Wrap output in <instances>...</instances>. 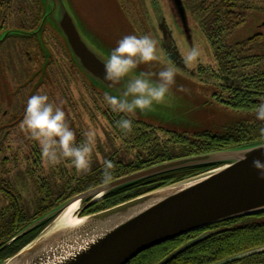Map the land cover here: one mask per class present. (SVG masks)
Returning <instances> with one entry per match:
<instances>
[{
    "label": "rangeland",
    "instance_id": "374dc122",
    "mask_svg": "<svg viewBox=\"0 0 264 264\" xmlns=\"http://www.w3.org/2000/svg\"><path fill=\"white\" fill-rule=\"evenodd\" d=\"M184 1L188 33L172 0L67 1L84 37L105 61L124 36L149 35L157 42L159 60L147 65L141 64L132 75H139L142 71L150 72L153 73L151 79L156 80L155 74L165 66L175 67L177 76L169 94L170 103L154 105L151 111L143 113L137 111L134 115H128L113 112L104 97L108 92L113 96L122 95L126 86L122 90H110L97 83L95 87L73 65L72 59L70 65L66 61L64 64L62 46L66 43L50 24H46L43 33L47 49L53 55L49 67L43 64L39 47L35 49L27 39H23L22 46H18V38L12 37L0 46V161L4 157L7 159L4 171L9 175L0 177H12L14 185L11 189L22 195L30 214L36 213L39 208L40 193L45 194L51 190L59 198L57 202L54 201L56 208L69 195L71 197L68 199L76 196L72 194L79 189V183L87 185L99 181L102 171H105V161H111L115 174H119L120 170L138 168L162 158L188 155L197 144L204 142V137L198 133L224 134L227 130L232 133L247 124L259 127L255 112L236 111L220 101L228 98L229 86L243 84L246 76L255 73V69L239 70L238 75L220 73L218 44L205 33L202 21L213 11L209 6L222 0H206L202 11L200 7L205 0ZM235 2L240 14V1ZM245 2H248L245 22L242 25L234 22L230 29L224 31L223 37L226 44L236 46L260 34L259 43L263 44L264 53V0ZM32 4L33 10L30 11ZM42 5L46 6V0H13L12 4L5 0V4L2 3L3 12H0V39L5 38L7 30L24 28V22H20L17 13L22 10L29 15L34 10L39 11V7L42 12ZM235 20L239 18L235 17ZM227 31L231 34L229 37L225 35ZM248 47L244 51L246 56L261 50L257 42ZM192 48L199 50L200 58L189 67L184 63V57ZM42 70L44 73L47 71V76L36 93L33 92V85L27 84L31 81L37 83ZM35 94L47 95L51 103L65 112L66 122L76 134L77 144L85 140L89 130L95 133L88 171L78 172L66 160L50 165L43 157L41 171L37 175L48 179L51 175L58 177L49 185L45 184L48 186L33 184L28 165L35 154L32 145L35 140L21 127V122L26 101ZM20 99L23 102L19 106ZM126 115L133 125L132 131L127 134L116 126V122ZM36 147L41 150L37 142ZM63 165L67 167L70 184L62 179ZM8 193L6 199L0 195V206L9 205Z\"/></svg>",
    "mask_w": 264,
    "mask_h": 264
},
{
    "label": "water",
    "instance_id": "95a60500",
    "mask_svg": "<svg viewBox=\"0 0 264 264\" xmlns=\"http://www.w3.org/2000/svg\"><path fill=\"white\" fill-rule=\"evenodd\" d=\"M67 1L46 0V6H43L44 20L37 33L41 36L46 24H50L63 36L75 64L95 87L99 83L110 90H122L127 80L113 84L104 79L106 61L85 38ZM172 1L188 33L187 13L182 0ZM8 34L17 33L8 32L4 37ZM254 160L264 163V142L178 158L119 177L72 197L32 224L7 246L52 219L44 233L0 264H129L142 253L174 239L220 223L262 213L264 179L253 167ZM206 165L218 167L107 210L85 215L86 210L97 201L117 189L161 174ZM74 204L79 205L76 211L78 224L55 227L60 215ZM208 234L187 243L159 264L171 263ZM261 252H264V247L215 264H231Z\"/></svg>",
    "mask_w": 264,
    "mask_h": 264
},
{
    "label": "trees",
    "instance_id": "16d2710c",
    "mask_svg": "<svg viewBox=\"0 0 264 264\" xmlns=\"http://www.w3.org/2000/svg\"><path fill=\"white\" fill-rule=\"evenodd\" d=\"M9 1L10 4H12L13 0ZM235 1L236 0H222L220 3H213L209 6L213 9V11L207 15L206 19H204V22L202 21V23L204 25L205 33H207L208 36L210 35L216 45L218 44L219 49L217 50V57L221 67V74L238 75L239 70L255 69V73H253V75L246 76L244 78L243 84L229 86L227 88L229 91L228 98L220 100L222 104L236 111L252 113L255 112L259 104L264 103V69H262L264 53L263 44L259 43L261 40L260 36L262 35L256 34L252 38L242 41L236 46H231L228 43L226 44L225 38L223 37L224 31L230 29L234 25V22L242 25L245 22L247 16L245 9L248 2H245V0H239L241 6L239 14ZM2 3L4 5L5 0H2ZM2 3L0 5L1 12H3ZM182 3L187 12L185 1L182 0ZM21 5L24 6L23 3H21ZM205 6L206 0L204 1L203 5H201L200 10L202 11L203 7ZM38 9L39 11L34 10L29 15L24 13L22 10L21 12L17 13V18H20L24 22V24H22V26L24 25V28L31 25L33 27L37 26L34 32L38 31L45 16L44 9L42 12L40 7ZM31 10H33V4L30 11ZM235 17L239 18V20L236 21ZM26 19L30 20L29 24L26 23ZM11 32L18 33V31L15 30H12ZM228 33L229 32L227 31L225 34L226 37L231 35ZM256 42L260 47L259 49H261L260 52L249 54L247 56L244 55V51L247 50L246 48H249L248 46ZM70 57L73 61V65L79 69V67L75 64L71 53ZM41 77L42 79L40 78V83L35 86L33 92L37 93L39 87L42 85V82L44 83L45 75L43 72L41 73ZM20 93L23 92L21 91ZM23 97H25V94L22 95V98ZM22 100L23 99H20L19 103H22ZM258 124L259 127H254L253 124L243 125L232 133L228 132V130L224 134H215L211 132L198 133L204 137V142L199 145L197 144L196 147H194L195 149L193 148L194 150H191L192 152H190L188 155L178 158L225 151L264 142V122L258 120ZM80 142L82 143L83 141ZM32 145L35 147V154L30 158L28 165V172L30 173V178L32 179L31 181L36 186L43 185L39 187L48 186L51 181L53 182L58 176L51 175L48 179V177L37 175V173L41 171L43 155L41 150L36 147V141ZM178 158H162L158 162L146 164L138 168L120 170L119 174H115L114 169H110L109 172L111 174V179L107 181L104 178L105 171L103 170L101 173V179L99 181L87 185H85L86 183H79V189L72 195L81 194L119 177ZM6 160L7 159L4 157V159L0 161V176L8 177L9 175L4 171ZM216 167H218V165H206L181 169L178 171L161 174L133 185L117 189L97 201L93 206L86 210L85 215L107 210L148 192H152L174 183L195 177ZM6 177H0V195L2 198L6 199V192H9V205L6 206L4 204L0 206V263L13 257L32 241H34L51 223L52 219L33 228L25 235L21 236L7 246V244L12 239L17 237L32 224L57 209L59 206L69 200V197H71L69 195L62 201L61 205L54 208V206L57 205L55 203L59 198H56L51 190H47L45 194L40 193L39 201L41 203H39V208L37 209L36 213L30 214L27 210L25 200L23 199L22 195L11 189V187L14 185L12 177ZM62 179L66 181L67 184H70V176L67 173V167L65 165H63ZM208 230L213 231L209 232L207 237L178 256L169 264H215L247 251L264 247L262 246L264 245V212L237 218L205 228L195 232L194 237L196 238L198 235L201 236L204 231ZM192 234L193 233L182 236L146 251L132 260L129 264H159L172 253L186 245L188 241L192 239ZM5 246L7 247L4 248ZM231 264H264V252Z\"/></svg>",
    "mask_w": 264,
    "mask_h": 264
},
{
    "label": "clouds",
    "instance_id": "9594fccd",
    "mask_svg": "<svg viewBox=\"0 0 264 264\" xmlns=\"http://www.w3.org/2000/svg\"><path fill=\"white\" fill-rule=\"evenodd\" d=\"M199 58V50L192 48L185 55L184 63L191 67ZM158 60L157 42L149 35H126L118 41L104 63L106 81L120 84L127 80L122 95L104 97L113 112L134 115L137 111H151L154 105L170 103L169 94L177 76L174 66H165L155 74L156 80L151 79L153 73L150 72L142 71L139 75H132L141 64L147 65ZM255 115L257 120L264 121V103L257 106ZM116 126L127 134L132 131V120L126 115L116 122ZM21 127L39 144L46 163L56 165L66 160L78 172L89 170L95 133L89 130L85 140L77 144L76 134L67 124L65 112L51 103L47 95L35 94L27 99ZM253 167L264 179V163L254 160ZM104 168L107 181L111 179L108 170L113 168L112 162L105 161Z\"/></svg>",
    "mask_w": 264,
    "mask_h": 264
},
{
    "label": "flooded vegetation",
    "instance_id": "af4514ba",
    "mask_svg": "<svg viewBox=\"0 0 264 264\" xmlns=\"http://www.w3.org/2000/svg\"><path fill=\"white\" fill-rule=\"evenodd\" d=\"M24 4V3H23ZM179 15V14H178ZM181 18V17H180ZM1 19H2V17L0 18V21H1ZM182 20V19H181ZM26 21V23L27 24H29V19H26L25 20ZM20 22H22V20L20 19ZM36 28H37V26H26L25 28H22V27H20V28H14V29H10V30H7L5 33H10L12 30H15V31H18V33L17 34H8L4 39H0V46H2L3 44H5L6 42H7V40L8 39H10V38H18V46H22V41H23V39H27L29 42H31V44H33L32 46L35 48V49H37V47H39V50H41V54H42V57H43V59H44V65H47V67H49V65H51V63H52V59H53V55L51 56V53H50V51L47 49L48 48V46L46 45V43L44 42V39H43V34H41V36H40V34H38L37 33V31L36 32H34V30H36ZM65 44V43H64ZM18 48V47H17ZM62 50H63V53H62V56H63V63L65 64V61L69 64V62H70V59H71V57H70V50L68 49V46L65 44V45H63L62 46ZM57 59H59V57H57ZM60 62V61H59ZM43 68V67H42ZM48 69V68H47ZM43 72V70L42 71H40V73H42ZM44 73V72H43ZM46 74H47V72L46 73H44V75L46 76ZM41 79H42V77H41ZM40 83V80L36 83H34V81H32V82H29L28 84H27V86H32L33 85V87H34V89H35V86H37V84H39ZM42 84H43V82H42ZM22 103H19V106L21 105ZM17 106L15 105V108H16ZM5 114V113H4ZM213 231V230H212ZM211 230H208V231H204L202 234H204V233H209V232H212ZM191 234V233H190ZM189 235V234H188ZM193 237H192V239H190L189 241H188V243L189 242H191V241H193L194 239H196V238H198L200 235H198L196 238L194 237V235H195V232H193ZM262 246H264V245H262Z\"/></svg>",
    "mask_w": 264,
    "mask_h": 264
},
{
    "label": "bare ground",
    "instance_id": "6f19581e",
    "mask_svg": "<svg viewBox=\"0 0 264 264\" xmlns=\"http://www.w3.org/2000/svg\"><path fill=\"white\" fill-rule=\"evenodd\" d=\"M79 207L78 204H74L70 206L67 210H65L58 220L55 222V227H62L63 225L66 226H74L78 224V219L76 217V211L77 208Z\"/></svg>",
    "mask_w": 264,
    "mask_h": 264
}]
</instances>
